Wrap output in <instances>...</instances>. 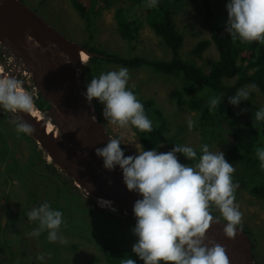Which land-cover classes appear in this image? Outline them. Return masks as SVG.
I'll return each instance as SVG.
<instances>
[{
  "label": "rangeland",
  "instance_id": "rangeland-1",
  "mask_svg": "<svg viewBox=\"0 0 264 264\" xmlns=\"http://www.w3.org/2000/svg\"><path fill=\"white\" fill-rule=\"evenodd\" d=\"M21 1L61 35L82 47L88 45L101 48L123 57L141 56L149 60L172 59L171 52L152 29L153 13L145 15L144 11L139 14L137 21L140 28L136 40L132 43L120 36L115 13L120 6L122 8L130 6V3L124 0H110L111 7L102 9L99 16H94L95 31L93 34L88 30L86 21L73 7L72 0H47L45 3H42V0ZM80 2H83L89 10H99L105 6L103 0H97L96 4L91 7L92 9L89 0H80ZM174 19L178 31L185 37L184 46L181 50L182 58L201 67L208 74L210 72L208 60L217 61L219 58L217 48L212 45L203 53L202 58L193 54V50L201 41L211 40V30L205 20L204 0L192 3L189 0L182 2L176 8ZM90 35L93 36V39L90 38ZM0 48L4 49L3 52L5 53L4 57L0 58V71H3L0 75L5 74L7 76L8 71L15 70L16 79L20 80L23 89L33 96V109L39 111L35 103L38 102L40 93H36L35 82L32 76H28L29 71L21 64L20 60L8 51L7 47L1 45ZM252 55V52L245 51V49L242 54L243 57L247 58ZM121 67L104 63L106 72L118 71ZM127 69L130 77L127 87L134 92L137 99L139 101L154 100L156 107L167 115L171 123L170 134L183 139L184 146L200 150L201 145L204 144L202 128L199 124L201 114L194 111H181L177 105V99L173 95L181 87V81L177 78L157 74L147 67ZM78 74L77 81L85 92L80 71ZM226 83L232 85L234 82L226 81ZM229 97L232 96H225V99L228 100ZM228 104L237 114L241 107H245L244 119L240 120L241 122L236 127L243 135V140L247 142L250 138L254 140L250 145V148L253 149L261 137L254 136L253 128L250 130L249 128L252 123L258 121H255V117H252L245 110L246 108L247 110L254 108L258 111L264 107V94L257 88L256 91L250 93L248 100H242L238 106H233L229 102ZM92 106L94 116L105 126L109 137L120 139V147L125 157L137 155V150H142L132 126L120 128L117 125H112L102 115L104 107L102 104L99 110L93 103ZM39 113L43 114L41 111ZM19 116H21L20 112L12 113L0 107V244L2 245L0 247V260L2 264H53L55 257L62 259V264H108L102 249V239L108 236L116 237L122 248L131 249L133 245L125 244V235H134L132 233L133 225L129 224L128 221V223L125 222L128 227L115 228L110 226L113 218L123 214L120 207L115 203H112V206L116 211L101 207L97 199L89 196L82 189H78L70 176L65 175L57 168H55L56 172L48 168L47 165H51L53 168L55 166L47 153L37 145L38 143L32 135L17 133L15 125L11 123ZM189 119L194 121L191 130L187 124ZM222 127L227 130L222 134V138L218 137L217 140L208 145L210 151H221L225 156L227 146L234 143L235 139L233 134L229 133L230 127L226 122L222 124ZM169 150L167 143L164 142L157 152L167 153ZM253 157L255 159L250 164H246V160L243 158L242 161L234 165L235 172L232 174V179L234 184H239L235 192V203L242 213V222L241 225L237 226L246 230L251 237L256 263L264 264V202L250 194L254 185L264 186V170L260 168L257 155L252 154L250 156V158ZM177 158L181 164H184L179 157ZM9 164L14 166L9 168ZM49 170L53 172H49ZM56 186L66 188L65 194L64 190L58 194ZM46 201L50 205H64L66 213H63L64 223L62 224L67 226L66 238L63 232L59 231L58 234L67 240L66 244L59 241L49 242L47 230L39 236L29 235L37 228L34 224L37 223L38 225V221H30L26 214ZM89 207L97 208L95 211L100 214L99 218L94 214L87 213L89 210L86 208ZM212 209L213 213L211 214L214 217H220L215 206ZM11 217L16 218L14 222L11 221ZM123 217L136 221V217L132 213ZM221 221L226 222L222 218ZM116 223L118 224L120 221L117 220ZM102 228L107 231L105 235L102 233L98 236L92 234V231L97 233ZM114 229L116 233H113ZM41 254L45 256L43 261L37 259Z\"/></svg>",
  "mask_w": 264,
  "mask_h": 264
},
{
  "label": "clouds",
  "instance_id": "clouds-1",
  "mask_svg": "<svg viewBox=\"0 0 264 264\" xmlns=\"http://www.w3.org/2000/svg\"><path fill=\"white\" fill-rule=\"evenodd\" d=\"M157 3L158 0H148L147 6L155 7ZM226 10L225 31L234 42L240 40L264 44V0H228ZM26 39L31 41L33 38L26 34ZM129 79L128 69L124 67L101 73L91 79L82 95L89 104L96 99L104 106L102 115L110 124L150 132L152 121L145 114L144 105L128 89ZM256 90V84L248 85L237 90L228 102L238 106ZM222 97L214 96L208 100L210 110L218 108ZM33 105L32 94L23 89L20 80L0 77V107L12 113H31ZM255 121H264V107L256 111ZM11 123L15 125L17 133L31 135L35 131L20 116ZM187 124L191 130L194 121L189 119ZM120 145V139L110 138L106 146L95 149V154L103 158L105 169L113 170L118 165L127 189L142 196L133 207L136 224L132 232L138 240L132 246V252L144 264H229L223 246L215 241L205 243L210 226L220 223L221 218L226 221L224 234L230 239L235 238L237 225L242 222V213L235 203V192L239 187L232 179L235 168L226 161L223 152L210 151L209 145L203 144L200 147L202 154L198 157L192 147L175 145L167 153L143 149L137 150V155L125 157ZM177 153L197 162L194 165L181 164ZM256 155L260 168L264 170V148H258ZM73 183L81 189L74 180ZM88 187L92 188L93 185L89 184ZM97 200L101 207L116 211L112 206L114 202ZM115 204L123 211L120 216L131 214L118 203ZM213 206L220 217L211 214ZM26 215L30 221H38L37 228L29 235L39 236L47 230L49 242L67 243L58 234L59 231L64 233L65 228L62 211L54 210L46 201ZM37 259L43 261L44 254ZM121 264L136 262L127 257L121 260Z\"/></svg>",
  "mask_w": 264,
  "mask_h": 264
},
{
  "label": "trees",
  "instance_id": "trees-1",
  "mask_svg": "<svg viewBox=\"0 0 264 264\" xmlns=\"http://www.w3.org/2000/svg\"><path fill=\"white\" fill-rule=\"evenodd\" d=\"M46 1L47 0H42V3H45ZM103 1L105 2L104 7L99 8V10H89V8H86L84 3L80 2V0H72L73 7L79 12L81 18L86 21L87 28L91 31V34L95 31L94 16H99L102 9H108L112 5L110 0ZM124 1L130 3V6L127 8H122L120 6L115 13L120 36L132 43L136 40L140 28L137 21L139 19V14L144 11L145 15L153 13L154 21H152V29L161 39L164 46L171 52L172 59L149 60L141 56L123 57L109 53L101 48L99 49L84 45L83 48L88 50L90 54L94 55L90 57L87 64L80 70V78H82L84 83V91H86V86L93 77H98L101 73H107L104 68V63L130 69L147 67L157 74L169 78H177L181 81V87L173 94L177 99V105L183 112H200L201 117L199 118V124L202 128L204 144H210L217 140L218 137L222 138V134L227 131L222 127V124L226 122L230 127L229 133H232L235 139L234 143L227 146L225 154L226 161L233 164V166L242 161L243 158L246 160V164L252 163L255 158H250V156L256 154L258 148L264 147V121H258L250 125L249 130L253 128L254 136L257 138L261 137L259 143L251 149L250 145L254 140L252 138H250L248 142L243 140V135L236 127L241 122L240 120L244 119L245 113H243V111L245 107H241L237 114L236 111L229 106L228 100L225 99V96H234L237 90L253 83L256 84L257 88L264 94V44H259L258 42H241L240 40L234 42L230 35L225 31V25L228 18L226 10L228 0H204L205 20L207 26L211 30V40L201 41L193 50V54L202 58L203 53L214 45L217 48L219 55L217 61L208 60L210 72L206 74L201 67H198L190 61L184 60L181 56L185 37L178 31L174 16L177 6L187 0H158L155 7H148V0ZM189 1L192 3L199 0ZM89 2L91 8L96 4L97 0H89ZM90 38L93 39V36L90 35ZM244 49L245 51L248 50L252 52L253 55L249 56V58L243 57L242 54ZM226 81H233L234 83L230 85L226 83ZM214 96L223 97L221 98V103L218 108L210 110L207 102ZM140 102L144 105L145 114L152 121V131L150 132H142L135 127H132L141 144L142 150L144 149L147 151L155 149L158 151L164 142L167 143L170 149L169 151H171L175 145L184 146L183 139H179L176 135L170 134L171 123L167 115H165L160 108L156 107V102L154 100ZM92 103L97 110L100 109L101 103H99L98 100L93 99ZM35 106L41 112H47L50 108L41 98V95L38 102L35 103ZM245 112L251 114L252 117H255L256 110L254 108L248 110L246 108ZM194 150L197 152L198 157L202 154L200 150ZM177 157H179L185 165H194L196 163V161L188 160L181 153H177ZM11 166L14 165H8L9 168H12ZM47 167L56 172L55 167L53 168L51 165H47ZM53 171L49 170V172ZM10 177L12 178L13 176ZM62 190H64L65 194L66 188L63 186H56L58 194H61L63 192ZM250 194L264 202V186L254 185L250 190ZM56 196L59 197V195ZM51 206L56 210L62 211V213H66L64 205L51 204ZM76 207L79 206L76 205ZM86 209L89 210L87 213L94 214L99 218L100 214L95 211L97 208L89 207ZM211 213H213V209L211 210ZM15 219V217H11L12 222H14ZM117 220H119L120 223L117 224ZM128 221L134 228L136 221H132L131 219L122 216L113 218L110 226L115 228L128 227ZM34 226H36V223ZM66 227L67 226L65 225V238ZM91 227L93 228V226ZM101 233L105 235L107 233L106 229L102 228L100 232L97 233L92 231V234L97 236ZM113 233H116L115 229L113 230ZM137 240L138 237L135 235H125V244L134 245ZM102 242L103 253L108 264H121V260L127 257L133 259L136 264H144V262L132 252V248H122L116 237H103ZM0 247H2L1 244ZM54 248L59 249L58 247ZM62 263V259H58L57 257L53 259V264ZM0 264H2L1 260Z\"/></svg>",
  "mask_w": 264,
  "mask_h": 264
},
{
  "label": "water",
  "instance_id": "water-1",
  "mask_svg": "<svg viewBox=\"0 0 264 264\" xmlns=\"http://www.w3.org/2000/svg\"><path fill=\"white\" fill-rule=\"evenodd\" d=\"M26 34L33 39L27 40ZM0 42L22 60L41 98L50 107L43 112L45 119L38 127L26 113L20 112L22 120L34 127L31 135L37 145L57 169L70 176L89 196L118 203L128 213H134V203L142 196L127 189L118 165L113 170L105 169L103 158L95 154V149L106 146L110 137L94 116L92 103L82 95L77 81L84 65L80 53L94 55L61 35L21 0H0ZM47 122L55 126L59 138L47 134ZM89 184L93 187L89 188ZM225 223H213L205 243L215 241L223 246L229 264H257L246 230L237 226V235L230 239L223 231Z\"/></svg>",
  "mask_w": 264,
  "mask_h": 264
},
{
  "label": "bare ground",
  "instance_id": "bare-ground-1",
  "mask_svg": "<svg viewBox=\"0 0 264 264\" xmlns=\"http://www.w3.org/2000/svg\"><path fill=\"white\" fill-rule=\"evenodd\" d=\"M4 43V42H3ZM3 43H1L0 42V44L2 45ZM7 47V46H6ZM8 48V47H7ZM8 51H10L13 55H15L16 56V54H15V52L13 51V50H11L10 48H8ZM19 59V58H18ZM20 60V62H21V64H24L23 62H22V60L21 59H19ZM88 60H89V55L88 54H86L84 51H82L81 53H80V61H81V64H86L87 62H88ZM1 73H3V71H0V74ZM31 75V74H30ZM4 76H5V74H4ZM3 76V74L2 75H0V77H4ZM19 76V75H18ZM7 77H13V78H16V71L14 70V71H8V75H7ZM34 108V107H33ZM27 115H28V117L30 118V119H32V120H34V124H35V126L36 127H38L40 124H41V122H43L44 121V114H41V113H39V111H36L35 109H33L32 111H31V113H26ZM55 127H54V125L53 124H51L50 122H47L46 123V132H47V134H54L55 135V138H59V133H58V131L57 132H55ZM49 159L51 160V158L49 157ZM77 186H79L78 184H76ZM101 199V198H100ZM104 200H107V199H104ZM107 201H110V200H107ZM132 214H134V213H132Z\"/></svg>",
  "mask_w": 264,
  "mask_h": 264
},
{
  "label": "built area",
  "instance_id": "built-area-1",
  "mask_svg": "<svg viewBox=\"0 0 264 264\" xmlns=\"http://www.w3.org/2000/svg\"><path fill=\"white\" fill-rule=\"evenodd\" d=\"M0 47H1V44H0ZM4 50V49H3ZM3 50L0 48V58H3L4 57V52H3ZM28 76H31L30 74L28 75ZM36 93H38V90H37V88H36Z\"/></svg>",
  "mask_w": 264,
  "mask_h": 264
}]
</instances>
